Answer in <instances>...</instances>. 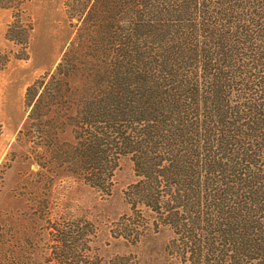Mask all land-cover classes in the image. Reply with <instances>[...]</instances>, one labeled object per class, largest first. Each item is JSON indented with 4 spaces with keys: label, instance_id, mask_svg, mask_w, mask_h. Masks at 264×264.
I'll use <instances>...</instances> for the list:
<instances>
[{
    "label": "trees",
    "instance_id": "1",
    "mask_svg": "<svg viewBox=\"0 0 264 264\" xmlns=\"http://www.w3.org/2000/svg\"><path fill=\"white\" fill-rule=\"evenodd\" d=\"M24 4L0 0L6 38L26 48ZM65 6L80 23L27 88L18 134L49 191L72 179L107 201L124 159L136 180L112 222L52 208L46 262L19 264H143L162 230L184 264H264V0Z\"/></svg>",
    "mask_w": 264,
    "mask_h": 264
},
{
    "label": "rangeland",
    "instance_id": "2",
    "mask_svg": "<svg viewBox=\"0 0 264 264\" xmlns=\"http://www.w3.org/2000/svg\"><path fill=\"white\" fill-rule=\"evenodd\" d=\"M65 1L25 0V16L31 25L26 48L6 38L12 13L0 8V264H19L24 256L46 262V214L52 208L57 214L95 221L105 210V220L111 222L129 212L124 193L136 180L130 160H122L117 168L107 201L72 179L49 191L37 173L33 140L18 134L28 112L27 88L54 70L80 23L77 17L69 18ZM169 238L165 230L152 233L140 251L141 262L184 264L167 249Z\"/></svg>",
    "mask_w": 264,
    "mask_h": 264
}]
</instances>
